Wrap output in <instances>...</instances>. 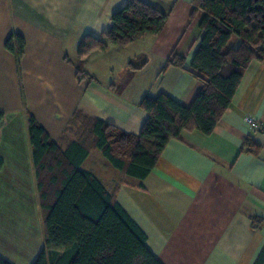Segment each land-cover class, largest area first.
<instances>
[{"label":"crops","instance_id":"obj_1","mask_svg":"<svg viewBox=\"0 0 264 264\" xmlns=\"http://www.w3.org/2000/svg\"><path fill=\"white\" fill-rule=\"evenodd\" d=\"M138 1L167 17L159 34L81 61L82 39L106 34L128 0H0V258L10 264H32L43 248L30 117L63 151L88 139L89 120L138 136L148 118L144 97L189 108L201 90L191 69L201 39L193 0ZM11 34L25 41L19 67L5 49ZM174 55L183 69L167 66ZM246 118L259 125L255 136ZM87 147L81 170L114 195L160 264H264L263 62L249 64L210 135L182 132L143 180Z\"/></svg>","mask_w":264,"mask_h":264},{"label":"trees","instance_id":"obj_2","mask_svg":"<svg viewBox=\"0 0 264 264\" xmlns=\"http://www.w3.org/2000/svg\"><path fill=\"white\" fill-rule=\"evenodd\" d=\"M192 6V19L201 14V39L191 69L202 87L189 108L165 95L146 96L139 107L148 118L138 136L89 120L88 139L85 133L63 151L32 117L28 119L43 225V248L32 264H160L114 195L93 174L81 170V165L89 144L124 176L145 179L167 144L182 132L210 135L229 108L249 64L253 60L264 63V0H193ZM166 20L152 7L128 0L112 15L106 34L82 39L77 57L82 61L93 51L124 48L144 35H157ZM233 37L239 40L236 48L229 46ZM24 48L25 41L18 34H11L5 42L18 67ZM167 66L183 69L184 62L174 55ZM130 68L136 66L130 64ZM0 264L10 263L0 258Z\"/></svg>","mask_w":264,"mask_h":264},{"label":"built area","instance_id":"obj_3","mask_svg":"<svg viewBox=\"0 0 264 264\" xmlns=\"http://www.w3.org/2000/svg\"><path fill=\"white\" fill-rule=\"evenodd\" d=\"M246 124L248 127L249 136H255L260 132V127L253 118H246Z\"/></svg>","mask_w":264,"mask_h":264}]
</instances>
